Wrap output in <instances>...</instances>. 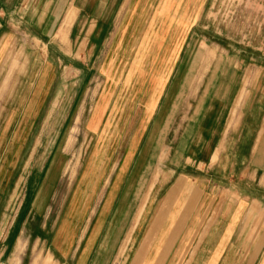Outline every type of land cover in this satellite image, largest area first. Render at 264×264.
<instances>
[{
  "label": "crops",
  "instance_id": "0c3cea01",
  "mask_svg": "<svg viewBox=\"0 0 264 264\" xmlns=\"http://www.w3.org/2000/svg\"><path fill=\"white\" fill-rule=\"evenodd\" d=\"M205 1L20 0V24L37 43L52 42L67 63L101 65L104 80L88 118L97 133L88 161L99 162L88 178H78L77 189L79 171L74 174L48 252L31 264H264V110L252 125L254 83L241 69L243 60L211 47L214 56L199 72L201 57L188 59L189 44L195 52L207 47L196 35L200 17L210 14ZM1 27L0 57L7 38ZM80 49L84 55H73ZM93 49L99 54L92 57ZM198 73L201 82L193 87ZM35 76L44 78L39 71ZM141 80H149L146 87ZM156 82L161 90L154 99ZM34 84L36 93L28 96H43ZM244 87L248 95L232 127L229 116ZM262 95L255 100L263 102ZM60 159L52 155L34 209L55 188ZM236 161L255 188L229 184L222 192L219 177H230Z\"/></svg>",
  "mask_w": 264,
  "mask_h": 264
},
{
  "label": "rangeland",
  "instance_id": "374dc122",
  "mask_svg": "<svg viewBox=\"0 0 264 264\" xmlns=\"http://www.w3.org/2000/svg\"><path fill=\"white\" fill-rule=\"evenodd\" d=\"M27 1L31 3L32 0ZM19 4L20 0H11L7 6L0 0L1 30L7 34L6 48L2 46L0 57V264H8L10 260L11 264H31L37 253L40 254L38 262L41 255L47 254L52 225L57 221L64 200L70 198L67 194L74 174L78 171L80 174V177L77 175V189L80 185L78 178H84L99 162V159L90 164L88 161L97 136L91 130L88 118L95 113V103L104 82L98 74L101 65L81 63L79 60L67 63L70 58L52 42L40 38L42 43H37L32 38L35 34L20 24ZM205 8L210 14L200 17L196 35L206 41L207 47L195 52L194 44H189L188 59L192 55L201 57L199 72L206 71L209 59L214 56L211 47L220 48L216 54H223L224 49L241 62L243 60L241 69L250 72L249 83H254L250 99L255 102L251 108L252 115L248 118L254 125L255 116L264 110V100L257 102L264 88V0H209ZM191 19L195 20V16ZM63 31L64 34L61 32L60 35L67 42L70 37L66 30ZM128 38L131 39V35ZM183 47L179 53L176 52L177 56L185 55ZM79 52L72 53L84 55V50ZM91 54L92 57L99 54V49H93ZM44 57L46 62L42 63ZM38 71L44 74V78L36 81ZM194 77L191 83L196 87L201 82V76L198 73ZM36 82L44 90V95L28 96L27 93L35 92L32 87H37ZM148 82L141 80V88L146 87ZM158 83L154 87V99L161 90ZM259 84L261 87L257 88ZM239 95L240 104L233 108L229 116L232 127H237L242 102L248 95L245 87ZM137 128L134 129L137 134L142 133L140 126ZM132 130L129 129L128 135L132 134ZM104 147L102 143L101 150ZM55 153H59L61 158L58 181L53 191L45 194L43 208L34 209L33 199L39 194L38 187L44 181L45 169ZM235 156L240 155L237 153ZM238 166L242 165L236 161L235 171L230 177L218 174L222 192L223 187L228 188L229 184L231 190L255 188L254 182L247 184V178L240 175ZM205 173L209 174L210 170H205Z\"/></svg>",
  "mask_w": 264,
  "mask_h": 264
}]
</instances>
